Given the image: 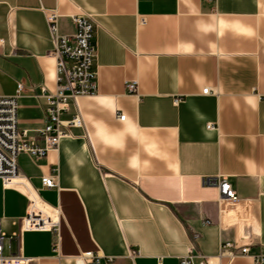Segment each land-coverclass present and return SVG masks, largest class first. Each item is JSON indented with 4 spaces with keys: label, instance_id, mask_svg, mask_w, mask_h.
<instances>
[{
    "label": "crops",
    "instance_id": "1",
    "mask_svg": "<svg viewBox=\"0 0 264 264\" xmlns=\"http://www.w3.org/2000/svg\"><path fill=\"white\" fill-rule=\"evenodd\" d=\"M50 13L62 36L75 33V17L94 23L98 88L62 114L82 125L58 150L19 157L46 207L62 211L59 251L52 232L23 229L30 200L0 179L5 254L29 264H80L89 252L100 260L87 264L189 254L264 264V0H0V97L24 83L19 128L36 145L46 123L37 96L57 85ZM53 173L58 187L44 188ZM222 181L237 203L221 197Z\"/></svg>",
    "mask_w": 264,
    "mask_h": 264
},
{
    "label": "built area",
    "instance_id": "2",
    "mask_svg": "<svg viewBox=\"0 0 264 264\" xmlns=\"http://www.w3.org/2000/svg\"><path fill=\"white\" fill-rule=\"evenodd\" d=\"M212 2L213 0H207ZM50 32L54 39V50L52 56L56 60V89L48 92L41 88V94L37 97L46 100L44 109L46 123L39 129L38 135L43 145L33 144L27 131L19 128L18 121V99L25 91L23 82H19L17 92L13 96L0 97V179L4 187L15 189L25 194L29 200V208L26 218L23 220V229L27 231L52 232L56 237L55 250L59 251L61 245V222L62 211L57 208L49 210L38 190L34 189L29 179L23 177L19 171V157L27 154L36 159H43L51 151L58 150L61 140L69 135V129L81 126V120L75 117L73 120L64 122L61 116L69 109L71 104L78 106V100L82 97L93 96L97 93V71L94 69L96 49L94 46L95 25L85 17H75V33L71 36L58 34V15L50 13L47 16ZM127 88L130 93L137 92V82H128ZM210 89H205L203 94H208ZM121 121L126 116L119 115ZM58 173L42 178V185L46 189H55ZM204 185H217L216 180L208 178ZM221 197L225 201L237 203L239 197L232 185L227 181L219 183ZM38 207V208H37ZM209 222V221H206ZM6 235L0 223V264H29V259L18 255L5 254ZM234 244L226 242L222 245L224 252H231ZM247 247H241L242 256L248 253ZM232 255H236L233 254ZM100 255L89 252L82 254L79 258L80 264L91 262L98 263ZM263 262L264 259H257ZM179 264H210L205 257L199 262L189 254L181 258Z\"/></svg>",
    "mask_w": 264,
    "mask_h": 264
}]
</instances>
